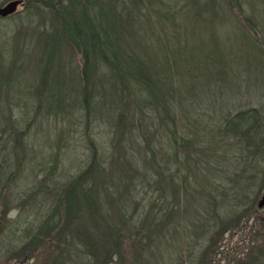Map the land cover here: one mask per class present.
<instances>
[{
  "label": "rangeland",
  "instance_id": "1",
  "mask_svg": "<svg viewBox=\"0 0 264 264\" xmlns=\"http://www.w3.org/2000/svg\"><path fill=\"white\" fill-rule=\"evenodd\" d=\"M9 1L0 0V7ZM23 1L15 13L0 16V122L29 128L28 152L20 171L10 164L17 187L4 192L1 201L31 191L41 199L45 173L52 188L63 187L87 166L94 143L104 162L120 154L125 168L146 161L151 173L148 160L154 153L167 175L172 173L166 196L172 224L168 242L160 246L164 231L156 233L135 264H221L239 257L244 258L239 264H263L257 234L264 221V206H258L264 195V0H47L30 7ZM82 5H119L125 19L115 24L124 29L119 32L129 51L147 58L151 69L178 77L180 89L167 111L145 108L134 118L139 129L116 144L117 111L102 107L87 118L77 100L84 58L58 12L80 11ZM123 5H128L125 12ZM204 5L214 7L208 11ZM42 76L50 88L40 97ZM104 87L112 94L108 84ZM250 110L258 114L260 150L248 155L226 124ZM127 127L131 131V121ZM8 151L12 159L15 151ZM5 157L0 149V164ZM133 194L127 215L135 216L131 228L136 229L146 200L140 207L136 202L143 196ZM36 197L27 210L14 205L0 217V264H56L47 256L55 244L14 233L29 218L40 224ZM131 248L125 251L133 255ZM78 254L79 264H89L84 252ZM26 255L30 259L23 262ZM108 263L130 264L118 258Z\"/></svg>",
  "mask_w": 264,
  "mask_h": 264
},
{
  "label": "trees",
  "instance_id": "2",
  "mask_svg": "<svg viewBox=\"0 0 264 264\" xmlns=\"http://www.w3.org/2000/svg\"><path fill=\"white\" fill-rule=\"evenodd\" d=\"M28 1H26L28 5L32 2L50 3L47 0ZM82 6L80 11L73 8L58 12L64 14L62 19L64 23L68 21L67 27H64L68 39L77 50L82 52L84 58L77 100L87 118L91 116L92 111L96 112L102 107L117 111L118 119L113 129L116 144L117 139L120 142L127 133L129 135L139 129L140 121L135 124L134 118L142 116L145 108L151 112L167 111V104L171 103L176 90L180 89L178 77L172 72L151 69L147 58L136 50L129 51L126 37L120 35L124 29L119 30L115 24L117 20L125 19V14H122L121 9H117L119 5ZM204 6L208 11H211L209 6L214 7ZM127 7L128 5H123V12L127 11ZM74 10L77 12L74 13ZM46 79V76L40 79V97L43 91H48V87L50 88ZM104 84L110 86L112 94L106 93L105 90L109 89H105ZM258 119V114L253 110L240 111L226 124V130L236 138L235 140L243 144L248 155L259 153L260 150L257 148L259 136L255 128ZM130 121L131 131L127 127ZM12 122L8 120L5 123V119L0 122V149H5L6 156L0 164V217L14 205L27 210L36 200L35 191H31L25 197L10 191L14 195L10 199H6L5 196V200L1 201L4 192L8 195L11 186L17 187L15 183L17 177L9 173L10 164L13 162L20 171L22 157L28 152L24 139L29 133V128L17 130L18 127L12 125ZM133 127L136 129L132 130ZM95 146V143L90 146L92 153L87 166L63 187L52 188L48 182L50 177L45 173L41 179L43 185L40 190L41 199L36 197L41 211L39 214L36 211L41 218L40 224L33 222L37 225L33 228L32 220L29 218L30 220L24 225L23 223L19 225L21 230L14 233L22 239L32 240L35 243L46 242L50 247L55 244V252L47 256L55 260L56 264H79L81 260L78 251L84 252L86 262L89 264H109L108 261L115 258L128 261L130 264L138 263L137 261L144 256L145 247L156 241V233L164 231L163 237H165L160 241V246L168 242L167 234L170 232H167V229L172 221L168 214L166 196L169 193L168 183L172 173L167 175L160 167L158 157L154 153L148 160L150 169L153 170L151 173L146 161L143 167L134 168L126 165L125 168L121 164L120 154L113 153L110 160L104 162ZM9 147L15 151L12 159L8 154ZM136 190L139 196H143L136 204L141 207L144 203L143 199L146 203L143 211L139 208L137 214L138 219H142L141 224L137 225L136 229H132L131 224L135 216L127 215V204L132 197H136L133 194ZM143 212L144 217L141 216ZM260 230L257 235L262 237L261 256L264 258V221ZM8 240L9 235L7 242ZM127 246H132L133 255H130V252L126 253ZM28 259L30 257L26 255L23 262ZM242 260L244 258H231L227 259L226 263L221 261L220 263L239 264Z\"/></svg>",
  "mask_w": 264,
  "mask_h": 264
},
{
  "label": "water",
  "instance_id": "3",
  "mask_svg": "<svg viewBox=\"0 0 264 264\" xmlns=\"http://www.w3.org/2000/svg\"><path fill=\"white\" fill-rule=\"evenodd\" d=\"M23 3V0H12L6 3L5 5L0 7V16L7 17L13 13H15L18 9V7ZM259 207L264 206V195L259 201L258 204Z\"/></svg>",
  "mask_w": 264,
  "mask_h": 264
},
{
  "label": "flooded vegetation",
  "instance_id": "4",
  "mask_svg": "<svg viewBox=\"0 0 264 264\" xmlns=\"http://www.w3.org/2000/svg\"><path fill=\"white\" fill-rule=\"evenodd\" d=\"M25 4V1H23V3L21 5H24Z\"/></svg>",
  "mask_w": 264,
  "mask_h": 264
}]
</instances>
